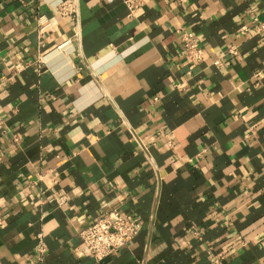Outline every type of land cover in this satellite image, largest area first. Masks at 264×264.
Segmentation results:
<instances>
[{
    "label": "crops",
    "instance_id": "obj_1",
    "mask_svg": "<svg viewBox=\"0 0 264 264\" xmlns=\"http://www.w3.org/2000/svg\"><path fill=\"white\" fill-rule=\"evenodd\" d=\"M62 1L0 0V264H264V0Z\"/></svg>",
    "mask_w": 264,
    "mask_h": 264
},
{
    "label": "built area",
    "instance_id": "obj_2",
    "mask_svg": "<svg viewBox=\"0 0 264 264\" xmlns=\"http://www.w3.org/2000/svg\"><path fill=\"white\" fill-rule=\"evenodd\" d=\"M141 3L142 0H127L131 12ZM59 10L63 15H74L76 5L73 0H64L60 3ZM48 26V22L39 20V30L41 32L46 30ZM258 28L264 37V20L258 21ZM180 32L190 61L193 63L203 61L205 49L201 45L200 40L191 32L183 29H180ZM235 50L236 48H232V51L235 52ZM141 227L142 220L140 217L115 208L105 212L101 217L82 228L80 235L84 245L89 249L91 254L97 259H103L112 253L120 251L132 239L136 238L140 233ZM46 253V243L42 233H40L39 245L37 247L38 260L43 262Z\"/></svg>",
    "mask_w": 264,
    "mask_h": 264
}]
</instances>
